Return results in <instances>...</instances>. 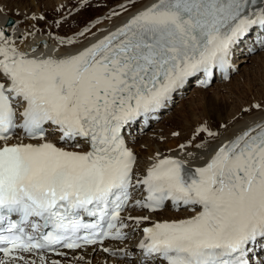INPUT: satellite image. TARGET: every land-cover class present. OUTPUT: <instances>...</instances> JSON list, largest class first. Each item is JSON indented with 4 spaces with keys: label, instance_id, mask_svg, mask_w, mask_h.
I'll return each instance as SVG.
<instances>
[{
    "label": "snow or ice",
    "instance_id": "1",
    "mask_svg": "<svg viewBox=\"0 0 264 264\" xmlns=\"http://www.w3.org/2000/svg\"><path fill=\"white\" fill-rule=\"evenodd\" d=\"M141 2L118 5L136 11L75 53L36 55L17 44L34 33L0 27V264H91L89 246L126 264H249L250 246L264 242V115L215 147L222 133L201 123L183 156L156 152L143 170L124 134L192 79L206 89L217 72L228 78L245 41L264 50V0ZM253 111L264 103L243 109ZM169 203L193 214L143 227L134 250L104 246L149 221L122 215L130 204L155 213Z\"/></svg>",
    "mask_w": 264,
    "mask_h": 264
},
{
    "label": "bare ground",
    "instance_id": "2",
    "mask_svg": "<svg viewBox=\"0 0 264 264\" xmlns=\"http://www.w3.org/2000/svg\"><path fill=\"white\" fill-rule=\"evenodd\" d=\"M75 1L76 0H47V1H44L45 2L44 3V2H39V0H29V2L28 0H0V6H2L4 9L3 12H0V24H3L4 22L3 20H6L8 17H11L14 19V21H16V20H22L27 15L32 16L33 13L36 16H40L41 14L45 13L47 15V20L49 17H52V16L53 17L55 16V19L57 20L61 16V15H58L57 11L60 10L62 12H65V10L67 9L66 6H72ZM92 1L93 0H89V3H91ZM149 3H151V0H142L141 3L137 4V8L147 5ZM96 4H97V1L92 4H88L87 6L83 7L84 8L83 10L87 9L88 7L89 8H91L92 6L95 7ZM118 4H127V3H126V0L125 1L120 0V1L114 2L109 7H107L102 14H99L101 18V23L93 27L90 30V32L86 33L85 36L83 37H77L75 34H70L73 31L71 32L66 31L67 29L65 28L60 30L59 29L60 27L53 26L50 23L45 24L44 23L45 21H42V20H36L35 22L34 20H29L25 24L26 26H24L25 28L24 32L26 33L32 32L34 34L28 36L26 40L17 39V44L21 48L27 50L30 47H35L37 45L45 47V42H47L46 47H51V48L44 51L41 54L62 55L66 53H75L78 50H82L83 47L89 45L90 43L95 42V39L102 38V36L106 34V30H114L116 26H119L120 24H122L124 21H126L129 18L131 14H133L136 11V8H132L128 12H122L120 16L118 17L110 16L113 10L117 12L118 10H120L119 7H117L116 9L113 8L114 6ZM61 5H63L62 8L60 7ZM73 10L74 8L71 9V12ZM16 13H18V15ZM103 15L104 17H110V18L104 19ZM96 19H94L91 22H88L87 24H85V26L81 28H79L80 27L79 26L77 28V33L82 31L85 27H88L89 25H91V23H93ZM0 27H2V25H0ZM101 27L104 29L101 30L100 29ZM6 31L8 33L14 32L15 37H19V36L21 37V35H19L18 29H15L13 27H8ZM92 33H95V37L92 35ZM57 37H73L77 40V43L75 45H60L58 39H56ZM249 60L252 62V65H245V63L248 62ZM241 62L242 63L240 64L239 70L240 72L241 70L242 72L244 70L246 72L245 73L246 76H243L240 73L238 77L239 79H237L234 87L231 86L232 88L230 89V92L228 94L221 93L220 90H223L222 88H229L231 85L230 82L234 80L233 78L230 79L229 83H226V82L215 83L216 89L218 90H217L215 97L213 96L214 97L212 99L213 103L218 104L219 102H217V100L229 101L230 99H232V97H235V98H233L234 100L232 99L233 100L232 106L231 107L229 106L230 110L227 112L225 111L227 114L226 116H225V113H223L224 106L220 108V110L217 112V117L219 119H223V117L225 116L224 119L226 120L223 121V123L229 124V130L228 132H225L223 129L218 128V131H220L222 135L219 140L213 142L214 147L217 144H219L223 139H225L227 136L239 131L246 123L259 118L261 115H264V113H260L257 111H253L251 113L243 112L244 107L248 108L251 105L250 100H247L248 91L251 92V90H256V92L258 93V94H254L255 99H253V102L264 103V87H256L257 85L255 84V80L257 79L261 78L264 80V52H261L252 57H244L241 60ZM251 74H254V75L248 76ZM212 85H214V82L208 88L206 89L198 88L195 90V92H199L200 94L206 93L211 88ZM243 85L247 87L243 88L244 87ZM195 97L196 95L192 99H190L191 108L189 111L184 110V108H179V112L174 111L172 115L167 118L168 121H171V122L175 118L174 124L179 126V128L181 127L182 131L180 130L181 135L179 137H174L172 133L175 132L176 129H172V130L166 129V125L163 126V122L164 124L167 122L163 121L161 123L159 122L155 126V130L151 131V133L147 134V136L142 137L140 140L136 139L137 142L136 140H132V144L136 142L135 149H137L139 153V160H138L139 167L147 165L150 161H152L150 157L154 156L156 152H160L164 154L167 152L169 148L176 147L177 142L185 143L188 139L191 138L192 133L201 123L207 122L210 124L212 129H215L214 122L218 120H215L213 122L212 120L207 119V116L210 114V112H207L206 100H211V99H205V97H202V96H199L198 98H195ZM256 98H260L261 100H257ZM230 104L231 103H229V105ZM221 122L219 121V123ZM169 131H171L170 134L172 137L169 135V133H167ZM163 137H166V138L171 137L172 141L171 143H168L169 144L168 146L166 145V140H165V143L160 142V139ZM205 137H206L205 139H208L206 135ZM200 139H204V138L203 137L198 138L195 141V143H199ZM142 143L144 144L146 148L145 147L140 148V145ZM174 153L178 156L184 155V153L181 152V150L178 147L175 148ZM191 162L196 164L201 161L194 160ZM163 214H167V215L174 216V217L176 216V214L172 213L169 209L166 210ZM145 223H148V222H145ZM138 230L139 228H137L135 231H132V233H136ZM136 246H137V243L132 242V241H127V242L116 244L114 248L127 247L129 249L134 250L136 249ZM85 255H86V259L91 261V264H103V262L102 263L99 262V259L101 260L103 259L104 261H107V260L113 261V264H126V258H122L120 255H108L100 250L92 252L90 249H87L85 251Z\"/></svg>",
    "mask_w": 264,
    "mask_h": 264
},
{
    "label": "rangeland",
    "instance_id": "3",
    "mask_svg": "<svg viewBox=\"0 0 264 264\" xmlns=\"http://www.w3.org/2000/svg\"><path fill=\"white\" fill-rule=\"evenodd\" d=\"M44 1H47V0H39V2H44ZM80 1V0H79ZM97 1V4H96V6L95 7H91V8H87V9H85V10H83L84 8H82L80 11H79V13H76L75 15H73L71 18H68L67 19V21H65V24H64V27H61L62 29H67L66 31H73V30H75L76 28H78L79 27V25L81 24H83V23H85L87 20H90V19H92V18H94L96 15L97 16H99V14H102L103 12H104V10L107 8V6L110 4H113L114 2H116V1H120V0H104L105 2H100V1H103V0H96ZM96 1H92L91 3H89V4H92V3H94V2H96ZM28 2H29V0H28ZM45 3V2H44ZM101 3V4H100ZM98 4H100V5H98ZM42 5H44V4H42ZM98 5V6H97ZM109 5V6H110ZM108 6V7H109ZM18 11V10H17ZM13 13H14V11H13ZM19 13V12H18ZM18 13H16L17 15H18ZM53 17V16H52ZM56 20V19H55ZM55 20H54V17L53 18H51V20H50V22L51 23H53L54 25H58V23H56L55 22ZM93 21V20H92ZM35 22V21H34ZM89 22H91V21H89ZM87 24V23H86ZM61 26V25H60ZM245 63V62H244ZM243 63V64H244ZM245 65H252V62L249 60L248 62H246L245 63ZM240 73H241V75H243V76H246V72L243 70V72H242V70H241V72H240V70H239V72L237 73V74H235V76L233 77V81L232 82H230V87L229 88H222L223 90H220V92L221 93H226V94H228L229 92H230V89L232 88V87H234V85L236 84V81H237V79H239L238 77H239V75H240ZM254 74H255V72H254ZM254 74H251V75H248V76H253ZM215 83H217V82H215ZM214 83V85H212L211 86V88L206 92V93H202V94H200L199 92H195L194 90H191V92L190 93H188L186 96H185V98H184V100H182V101H180V102H178L177 104H176V106L173 108V112L174 111H176V112H179V108H184V110H186V111H189L190 110V108H191V104H190V99H192L195 95H196V97L195 98H198L199 96H202V97H205V99H211V100H206V102H207V112H210V114L207 116V119H209V120H212L213 122L215 121V120H218V121H215L214 122V124H215V126L216 127H219V125L220 124H222L223 123V121H225L226 119H224L225 118V116L227 115L226 114V112L227 111H229L230 110V107L232 106V101L234 100L233 98H235V97H232V99H230L229 101H226V100H217V102H219L218 104H215V103H213V101H212V99L215 97V95H216V93H217V90L218 89H216V84ZM233 84V85H232ZM255 84L257 85L256 87H264V80L263 79H257V80H255ZM232 86V87H231ZM244 86V85H243ZM247 86H244L243 88H246ZM256 89V88H255ZM229 90V91H228ZM223 91H225V92H223ZM250 91H248V99L247 100H250V103L252 104V102H253V99H255V95L254 94H258L257 92H256V90H251V92L249 93ZM194 94V95H193ZM198 95V96H197ZM214 96V97H213ZM189 97V98H188ZM257 100H261L260 98H256ZM231 101V102H230ZM183 102V103H182ZM185 102V103H184ZM228 103V104H227ZM229 103H231L230 105H229ZM255 103V102H254ZM185 104V105H184ZM227 104V105H226ZM184 105V106H183ZM186 106V107H185ZM224 106V107H223ZM230 106V107H229ZM223 107V109H224V112L223 113H225V116L223 117V119H219L218 117H217V112L220 110V108H222ZM225 107H226V109H225ZM227 107H229V108H227ZM183 110V111H184ZM226 111V112H225ZM212 114H213V116H212ZM211 117H213V118H211ZM211 118V119H210ZM227 118V117H226ZM206 119V120H207ZM219 121L221 122V123H219ZM165 122H167V123H165L164 124V122H163V126L164 125H166V129H168V130H172V129H176L175 131H182V129H181V127L179 128V126H177V125H175L174 124V122H175V118H174V120H172V122L171 121H168V119L166 118V120H165ZM219 123V124H218ZM217 124V125H216ZM187 130V129H186ZM170 132L171 131H169V132H167V133H169V135L171 136V134H170ZM152 137V136H151ZM172 137V136H171ZM171 137H169V138H166V145L168 146L169 144L168 143H171ZM170 139V140H169ZM161 140V143H163L164 141H165V139L164 138H161L160 139ZM177 145L179 144L178 142L176 143ZM142 145H144L143 143L140 145V148L142 147ZM143 148V147H142ZM146 148V147H145Z\"/></svg>",
    "mask_w": 264,
    "mask_h": 264
}]
</instances>
